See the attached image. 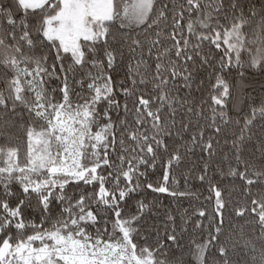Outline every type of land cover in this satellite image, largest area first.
Instances as JSON below:
<instances>
[{
  "label": "snow or ice",
  "instance_id": "1",
  "mask_svg": "<svg viewBox=\"0 0 264 264\" xmlns=\"http://www.w3.org/2000/svg\"><path fill=\"white\" fill-rule=\"evenodd\" d=\"M0 264H264V0H0Z\"/></svg>",
  "mask_w": 264,
  "mask_h": 264
},
{
  "label": "rangeland",
  "instance_id": "2",
  "mask_svg": "<svg viewBox=\"0 0 264 264\" xmlns=\"http://www.w3.org/2000/svg\"><path fill=\"white\" fill-rule=\"evenodd\" d=\"M26 2H27V3H31V2H33V0H26Z\"/></svg>",
  "mask_w": 264,
  "mask_h": 264
},
{
  "label": "trees",
  "instance_id": "3",
  "mask_svg": "<svg viewBox=\"0 0 264 264\" xmlns=\"http://www.w3.org/2000/svg\"><path fill=\"white\" fill-rule=\"evenodd\" d=\"M165 203H167V200H165Z\"/></svg>",
  "mask_w": 264,
  "mask_h": 264
}]
</instances>
